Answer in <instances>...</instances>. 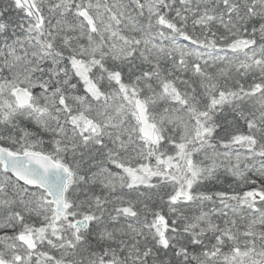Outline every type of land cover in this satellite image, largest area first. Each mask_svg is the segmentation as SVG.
Masks as SVG:
<instances>
[{
    "label": "snow or ice",
    "instance_id": "obj_1",
    "mask_svg": "<svg viewBox=\"0 0 264 264\" xmlns=\"http://www.w3.org/2000/svg\"><path fill=\"white\" fill-rule=\"evenodd\" d=\"M0 264H264V0H0Z\"/></svg>",
    "mask_w": 264,
    "mask_h": 264
}]
</instances>
